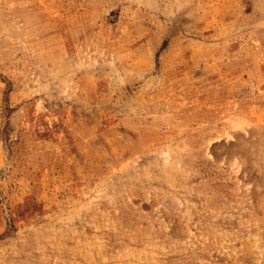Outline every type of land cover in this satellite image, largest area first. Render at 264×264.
<instances>
[{
	"label": "rangeland",
	"instance_id": "obj_1",
	"mask_svg": "<svg viewBox=\"0 0 264 264\" xmlns=\"http://www.w3.org/2000/svg\"><path fill=\"white\" fill-rule=\"evenodd\" d=\"M0 264H264V0H0Z\"/></svg>",
	"mask_w": 264,
	"mask_h": 264
}]
</instances>
